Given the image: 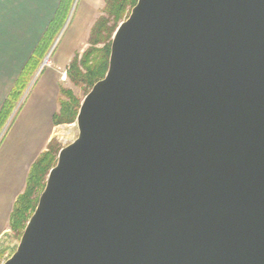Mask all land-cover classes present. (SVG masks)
Segmentation results:
<instances>
[{
  "label": "water",
  "instance_id": "1",
  "mask_svg": "<svg viewBox=\"0 0 264 264\" xmlns=\"http://www.w3.org/2000/svg\"><path fill=\"white\" fill-rule=\"evenodd\" d=\"M2 264H264V0H137Z\"/></svg>",
  "mask_w": 264,
  "mask_h": 264
},
{
  "label": "crops",
  "instance_id": "2",
  "mask_svg": "<svg viewBox=\"0 0 264 264\" xmlns=\"http://www.w3.org/2000/svg\"><path fill=\"white\" fill-rule=\"evenodd\" d=\"M60 2L0 0V110ZM80 38L71 50L55 55L38 77L35 75L40 67L37 68L34 81L31 80L15 113L4 126L0 138V242L9 231V216L15 199L24 190L31 165L48 143L56 139L55 130L59 125H53L52 117L58 111L64 72Z\"/></svg>",
  "mask_w": 264,
  "mask_h": 264
},
{
  "label": "trees",
  "instance_id": "3",
  "mask_svg": "<svg viewBox=\"0 0 264 264\" xmlns=\"http://www.w3.org/2000/svg\"><path fill=\"white\" fill-rule=\"evenodd\" d=\"M137 0H106L104 15L94 23L88 44L89 48L80 59L74 54L66 71L67 78L74 86H83L87 93L92 86L101 80L108 68L110 53V38L118 24L128 17V13ZM72 0H61L43 37L31 54L27 64L23 67L10 93L0 110V135L8 119L20 102L30 84L34 72L39 67L44 54L54 39L60 33L70 11ZM103 45L100 49L97 45ZM58 111L52 117L54 126L73 124L80 106L70 90L59 88ZM61 148L56 139H52L46 150L41 153L31 165L23 192L15 199L13 209L8 220V228L12 232V239H20L24 227L33 214L40 193L43 191L49 170L55 166L57 155ZM8 252L0 247V263ZM10 254H8L9 256Z\"/></svg>",
  "mask_w": 264,
  "mask_h": 264
},
{
  "label": "rangeland",
  "instance_id": "4",
  "mask_svg": "<svg viewBox=\"0 0 264 264\" xmlns=\"http://www.w3.org/2000/svg\"><path fill=\"white\" fill-rule=\"evenodd\" d=\"M72 1L73 2L70 7L68 17L60 33L57 35V37L54 39V42H52V44L49 46L46 53L44 54V59H42L41 65H43V63L45 62L46 65L44 66L43 69H45L46 66L51 64V62L54 60L55 55H58L63 51L65 52L71 50L75 42H77L78 38L81 36L78 45L76 46V50L74 51V54H77L78 59H80L81 56L84 54V52L90 47L88 44V39L94 23L97 21L98 18L105 17L104 8H105L106 0H72ZM124 20L125 19H123L122 21ZM111 38H110V42H111ZM102 46L103 45L100 44L97 45L96 48L100 49ZM46 58L47 60L45 61ZM43 69L39 72L38 75H40ZM66 71L64 72L65 73L64 82L61 87L66 90H70L73 97L81 103V101L87 94V91L83 86H74L67 78ZM38 75L35 76L38 77ZM3 133L4 131L1 132L0 138ZM77 134L78 133H77V128L75 126V121L71 125H66V126L59 125L55 130V138L60 148H63L68 144H70L72 141H74L77 137ZM11 235L12 232L9 230L4 235V237L1 239L0 242V247L7 248L8 249L7 253L10 255L15 251L16 246L19 242L18 239H12ZM8 254L4 256L0 264H2L10 256V255L8 256Z\"/></svg>",
  "mask_w": 264,
  "mask_h": 264
},
{
  "label": "built area",
  "instance_id": "5",
  "mask_svg": "<svg viewBox=\"0 0 264 264\" xmlns=\"http://www.w3.org/2000/svg\"><path fill=\"white\" fill-rule=\"evenodd\" d=\"M47 60V58L45 59V61ZM46 65V62L45 63H43V65H41L40 66V68L38 69V72H37V74L36 75H38L39 74V72L44 68V66Z\"/></svg>",
  "mask_w": 264,
  "mask_h": 264
}]
</instances>
